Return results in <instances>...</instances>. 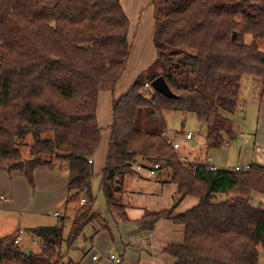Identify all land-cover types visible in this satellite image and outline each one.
Returning <instances> with one entry per match:
<instances>
[{
  "label": "trees",
  "instance_id": "16d2710c",
  "mask_svg": "<svg viewBox=\"0 0 264 264\" xmlns=\"http://www.w3.org/2000/svg\"><path fill=\"white\" fill-rule=\"evenodd\" d=\"M122 1L0 0V169L19 170L33 185L36 168L66 165L63 213H74L36 229L45 247L28 255L15 235L0 239V264H69L81 237L92 245L108 229L106 218L95 212L89 161L101 143L99 95L115 92L131 56V23ZM151 6L156 59L113 101L100 183L107 212L128 222L122 202L126 177L136 172V163L148 172L159 165L158 174L170 170L177 201L170 210L147 213L138 226L151 233L160 220L172 219L185 227L184 243L165 250L175 264H261L264 166L243 172L183 162L160 111L194 114L206 128L207 153L236 140L231 117L241 103L243 79H254L264 98V0H153ZM158 77L174 98L153 88L147 95L146 83ZM29 137L24 158L21 147ZM187 196L199 204L175 215ZM67 222L72 225L65 235Z\"/></svg>",
  "mask_w": 264,
  "mask_h": 264
},
{
  "label": "crops",
  "instance_id": "0c3cea01",
  "mask_svg": "<svg viewBox=\"0 0 264 264\" xmlns=\"http://www.w3.org/2000/svg\"><path fill=\"white\" fill-rule=\"evenodd\" d=\"M149 2L151 0L143 2L139 10L143 9ZM122 4L126 6L124 7L126 8L125 10L132 12L133 6L131 7L126 4L124 0ZM139 10L134 14L128 12L127 15L135 19H131L130 21L129 40L132 50L135 45L132 42V37L134 36L136 41L138 33L142 31L144 33L147 32L148 37L151 39V25H147L143 21L144 14L139 17ZM149 12L150 10L147 14ZM137 21H139L138 24ZM154 57L156 59V52ZM148 68L136 71L135 75H133L134 79H137ZM128 69H131L129 63L125 74ZM100 97L101 94L99 95L97 107V119L100 111ZM112 103L110 102V107L107 110L109 116L102 111L103 117H108L105 122H108L107 127L109 130L105 136L103 135V126L99 123L98 119V124L101 128V143L96 152L98 150L105 151L103 154H97L91 159L93 161V168L97 165V168H94L93 183L102 178V171L106 164L105 159L107 158L110 145V126L113 121ZM262 117H264V110ZM191 142L193 147L197 146L194 139ZM234 143L239 147L237 142ZM256 161L253 164L264 166V156L258 154ZM169 178L170 174H164L163 176L159 174L155 177L150 176L146 170H136V172L127 176L124 182L122 202L126 207L128 222H124L119 217L108 213L106 215L108 229L101 230L94 236L90 249L83 248L79 254L78 251L80 249L71 254L69 252L67 263L112 264L108 257L111 254H116L122 258V264H175L176 260L167 254L165 250L169 246L182 245L184 243L185 227L176 224L172 219L160 220L151 233L143 232L138 226V222L143 220L147 213H158L174 207L178 198L177 186L169 183ZM69 179L70 170L66 165H55L54 167L41 166L36 168L33 175V185L30 184L28 179L19 170L7 171L0 169V239L13 235L16 238L21 236L22 240L17 246L23 250L30 249L31 251L34 248H39L33 246L34 239L40 240L34 231L41 227L56 226L57 223H60L58 220L63 216ZM199 201V198L194 196L183 198L176 204L174 209L175 215L191 210L199 204ZM95 256L98 257V261L96 262L93 261V257Z\"/></svg>",
  "mask_w": 264,
  "mask_h": 264
},
{
  "label": "rangeland",
  "instance_id": "374dc122",
  "mask_svg": "<svg viewBox=\"0 0 264 264\" xmlns=\"http://www.w3.org/2000/svg\"><path fill=\"white\" fill-rule=\"evenodd\" d=\"M126 4L132 7V12L125 10V5L123 6L124 10L130 14L136 13L140 9V5L146 0H124ZM152 1L149 2L143 9L139 10L140 15L144 14L143 21L147 25H151V39L148 37L147 32L138 33L137 39L135 41L134 36L132 37V42H134V49L131 52V57L129 61V66L131 69L122 78L120 85L115 92H102L100 97V111L98 113L99 123L102 124L103 135L105 136L108 133V122H105L108 119L107 110L110 107V102L112 100H118L121 94L127 92V90L135 82L134 76L136 71L139 69L148 68L152 65L155 59L154 57V44H153V31H154V19H153V8L151 6ZM130 8V7H129ZM150 10L149 14L147 12ZM130 21L135 20L134 17L128 16ZM139 21H137V24ZM247 43L252 41L251 36H247ZM260 49L264 52V41L260 42ZM153 61V62H152ZM150 64V65H149ZM149 65V66H148ZM148 66V67H145ZM144 71V70H143ZM142 71V72H143ZM138 74V73H137ZM136 78V77H135ZM241 103L240 106L231 118L234 121V124L237 129L236 140L227 142L228 145L221 149L213 150L207 153L205 148V136L206 128L202 127L199 123L197 117L191 113H181L175 111H160L161 119L165 125L167 133L170 135L171 139L175 142H179L180 150L177 151L180 154L181 159H187L188 163H193L196 161L208 162L213 166H216L220 169H235L237 166L246 167L248 165H253L256 161L258 154L264 156V98L260 97L256 81L251 78L243 79V86L241 91ZM113 104V103H112ZM103 112L107 113V116L103 117ZM110 111V110H109ZM188 132L194 134V141L197 143V146H192L191 141H186L185 135ZM32 140L29 137L27 139V145L22 146L23 157L26 158L29 156V146ZM234 142H237V147L234 145ZM29 144V145H28ZM105 150H98L96 154H103ZM107 151V149H106ZM93 158V157H92ZM210 158V162L208 161ZM185 161V160H184ZM106 163V159H105ZM257 165V164H256ZM105 167V166H104ZM97 168V165L94 166ZM135 168V167H134ZM104 169V168H103ZM164 174H170V170H163L161 176ZM158 171L156 176H158ZM171 175V174H170ZM94 181V178H93ZM100 183L101 178L98 181L92 182V191L94 196H96V206L95 212L104 216L106 218L107 206L105 197L102 192H100ZM223 198H225L223 196ZM262 198V197H261ZM263 199V198H262ZM256 200V198H255ZM264 203V202H263ZM256 204V202H255ZM81 205V204H80ZM74 216L72 210L68 209L63 215ZM61 220V219H60ZM58 220V222H60ZM59 223H57L58 225ZM72 222H67L65 235L69 233V228L71 227ZM69 227V228H68ZM38 238H40L38 236ZM92 247L90 242H86L82 237L76 242L74 248L70 251V254L74 251H80L85 249H90ZM39 248H34L38 250ZM261 264H264V252L261 251L260 256Z\"/></svg>",
  "mask_w": 264,
  "mask_h": 264
},
{
  "label": "built area",
  "instance_id": "2783aa9c",
  "mask_svg": "<svg viewBox=\"0 0 264 264\" xmlns=\"http://www.w3.org/2000/svg\"><path fill=\"white\" fill-rule=\"evenodd\" d=\"M145 88L147 90V95H149L151 93V89H152L151 83H146ZM193 138H194V134L192 132L186 133V135H185L186 141H192ZM170 142H171V144H172V146H173V148L175 150H177V151L180 150L181 147H180L179 142H175V141H172V140ZM183 162H184V159H183ZM89 163L92 164L93 161L90 160ZM134 167L137 170H142V167L138 163L134 164ZM212 167H214V166L212 165ZM159 169H160V166L159 165H156L153 168L149 169V172L148 173H149L150 176L155 177L156 176V173H157V171ZM235 170L236 171H243V172H245V171H248L249 170V167L248 166H246V167H236ZM80 204L81 205H84L85 204V199L84 198L81 199ZM57 216H58V214H57ZM21 240H22L21 236H18L16 238V240H15V244L16 245H19V243L21 242ZM33 246H36V247H39V248L42 249V248L45 247V242H43L42 240H35L34 239L33 240ZM108 258H109V260L111 261L112 264H122L123 263L122 258L119 257L116 254H111ZM93 261H95V262L98 261V257L97 256L93 257Z\"/></svg>",
  "mask_w": 264,
  "mask_h": 264
},
{
  "label": "water",
  "instance_id": "95a60500",
  "mask_svg": "<svg viewBox=\"0 0 264 264\" xmlns=\"http://www.w3.org/2000/svg\"><path fill=\"white\" fill-rule=\"evenodd\" d=\"M235 38H236V34L233 36V40H235ZM151 86L156 92L164 95L165 97H168V98H174L175 97L174 94L172 93V91L170 90L169 86L167 85L164 77H158L157 79L152 81ZM234 145H236V143H234ZM261 205H263V201L259 202V206H261ZM30 252H31L30 249L24 250V253L26 255H28Z\"/></svg>",
  "mask_w": 264,
  "mask_h": 264
}]
</instances>
